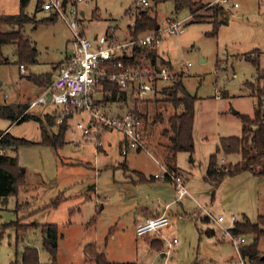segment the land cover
I'll list each match as a JSON object with an SVG mask.
<instances>
[{"label":"rangeland","instance_id":"obj_1","mask_svg":"<svg viewBox=\"0 0 264 264\" xmlns=\"http://www.w3.org/2000/svg\"><path fill=\"white\" fill-rule=\"evenodd\" d=\"M146 1V5L140 0L76 3L79 12H83L78 17L80 29L88 39L113 28L118 41L127 42L131 39L129 26L138 11L145 8L156 17L158 28L186 19L183 33H163L155 45L158 63L160 59L169 63L162 67L173 79H158L153 91L145 95L138 94L136 85H130L125 90V101L111 102L105 108L112 116H123L136 105L145 120V150L130 149L126 155L121 154L123 135L116 130H103L97 124V137L94 133L84 135L78 125L85 128L91 119L83 111L70 113L62 145L54 148L40 144V123L47 127L46 116H51L54 125L47 131L55 133L63 109L49 102L50 93L44 95L45 104L30 106L46 88L35 86L26 76L50 73L53 78L70 54L73 34L59 17L45 21L51 14L37 9L36 0H29L25 12L42 22L24 25L21 33L36 50L37 63L21 72L15 45L2 48L0 105L19 101L33 117L15 124L0 118V132L11 124L8 131L13 136L34 143L16 150H0L17 157L20 169H24V184L17 196L8 198L6 203L0 201V264L20 262L26 247L37 250L40 263H51L52 258L43 248L41 229L46 224L58 228L56 264H95L87 263L84 252L91 243L105 259V263L98 264H251L240 256L230 235L223 230L233 226L231 216L240 223H255L264 216V177L242 172L226 177L214 187L204 176L209 155L219 139L240 136V115L254 116L257 99L251 96L246 83L256 81L258 69L264 71V0H227L219 3V11L207 8L215 6V0H197L205 5L198 18L186 8L176 11L171 0L156 6L152 0ZM69 6L68 21L72 19ZM18 11L19 0H0V16ZM13 30L17 27L12 23L0 24V31ZM148 60L146 54L137 58L141 70L148 69ZM178 78L197 97L194 150L176 155L177 171L188 190L179 200L172 182L151 178L163 174L166 168L170 140L163 131L169 126L167 119L182 112V107L175 109L166 101L161 90ZM98 140L101 145H97ZM241 159L239 154H219L218 164L229 169ZM57 198L59 204L52 205ZM17 204L20 206L15 211ZM165 207L169 225L160 234L138 236L140 218L148 216L150 210L162 212ZM218 216L224 218L219 224L214 221ZM17 222L31 226L18 234L14 225ZM207 230L214 233L208 235ZM241 236L242 246L255 244L258 253L264 255V236L258 240L253 234ZM153 239L162 242V251L150 245ZM173 239L176 243L169 247Z\"/></svg>","mask_w":264,"mask_h":264},{"label":"trees","instance_id":"obj_2","mask_svg":"<svg viewBox=\"0 0 264 264\" xmlns=\"http://www.w3.org/2000/svg\"><path fill=\"white\" fill-rule=\"evenodd\" d=\"M43 0H36V8L40 9V4ZM154 6L165 2L167 0H152ZM174 3L176 11L182 9H188L192 16L198 18V12L204 8V4L197 0H171ZM29 0H19V11L16 14L0 16V24L12 23L17 27V30L13 31H0V55L2 48L8 45H15L17 54V64L27 70L29 66L37 63L36 50L32 48L29 39L25 38L21 29L24 25L33 23L34 25L40 24L42 21H36L34 18L28 16L25 12V8ZM208 9H216L219 11L222 9L219 3L215 6H208ZM56 19L55 15H50L46 20ZM43 20V21H44ZM159 25L156 17L151 15L150 10L145 8L138 11L132 24L129 26L130 38L137 39L140 34L146 31H156ZM155 42L153 45L143 48L134 46L130 56L121 58L124 68L138 66L137 58L146 54L150 63L159 70L162 66H166L169 63L160 59L158 63V55L155 50ZM257 66V61H253ZM258 77L255 82H247L246 86L250 91L251 96L256 97V108L254 116L240 115L242 130L240 136L221 137L218 144L212 154L209 155L206 175L204 180L209 182L214 187H217L226 177L234 176L242 172H249L253 176L261 178L264 177V85H261L264 81V71L261 72L258 69ZM35 86L45 89L47 88L53 78L50 73L46 74H29L26 76ZM104 91H110L112 96L109 98L106 95L103 96V101L109 102H121L127 99V93L125 90H120L119 86L114 82H105ZM161 93L166 96V101H169L175 109L182 107V112L173 114L167 119L168 128L163 131V134L169 135L170 145L168 146V156L165 159V167L172 173L179 175L175 162L176 155L179 152L192 153L194 150L193 139V124L195 116V102L196 96L191 95L185 88L181 78L173 81L170 86H166L161 90ZM28 108L25 105L20 104H2L0 105V118L8 119L11 124L20 123L33 117L28 113ZM138 120L145 121L143 114L135 107L131 110ZM70 114L63 117L59 122L57 131L50 133L47 131V127L54 125L53 118L46 116V125L42 122L41 134L42 141L40 144L50 145L56 148L64 143V134L67 129V119ZM161 121L164 119L158 116ZM41 119H39L40 121ZM145 127V126H144ZM142 127V131L144 130ZM34 142L26 140L24 138H17L13 136L9 131L3 130L0 132V150L4 149H17L22 145L33 144ZM232 155L239 154L242 159L232 165L229 169L222 168L218 164V155ZM152 179L153 176L151 177ZM155 180V179H154ZM169 181V180H165ZM170 182V181H169ZM24 184L23 172L20 169L17 161V157L11 156L5 153H0V201L6 203L8 198L17 196L20 187ZM60 199L57 198L52 201V205L59 204ZM20 205L17 204L15 211ZM207 222L208 218H204ZM16 225V232L18 234L24 233L31 224L26 223H14ZM43 235V248L52 258V262L48 264H56L57 253V240H58V228L55 224H46L41 229ZM229 234L232 237H237L246 234L255 235V240H258L261 236H264V216H259L255 223H251L249 220L243 222H235L231 228L228 229ZM214 232L207 230L206 234L212 235ZM150 245L162 251L163 244L159 239H153ZM85 257L87 263H105V259L102 254L97 252L95 244H88L85 247ZM238 252L242 258H247L251 264H262L264 260L263 255H260L256 249V245L238 247ZM13 264H42L39 262L37 250L35 248L26 247L21 255V261H15ZM192 264H199L193 262Z\"/></svg>","mask_w":264,"mask_h":264},{"label":"built area","instance_id":"obj_3","mask_svg":"<svg viewBox=\"0 0 264 264\" xmlns=\"http://www.w3.org/2000/svg\"><path fill=\"white\" fill-rule=\"evenodd\" d=\"M81 0H43L40 9L47 11L51 15L61 18L66 22L73 34L70 54L63 63L56 69L51 84L45 91L33 100L30 106L45 104V93H50L49 102L53 105L61 106L63 112L59 116V122L63 117L74 111L87 112L90 115V122L87 127L78 125L83 130L84 135L94 133L97 137L96 124L102 128L116 130L124 137L121 147V154L126 155L128 150H145L142 143V122L129 111L123 116H112L105 111L111 104L103 100V96L111 97L110 91H104L105 82L116 83L120 90H126L130 85H136L138 94L145 95L153 91L155 81L172 80L173 76L166 67L156 69L148 60V69H140V66L124 68L121 58L129 57L134 46L147 48L157 42L163 33L181 34L184 32V21L175 20L170 22L166 28H158L149 34L139 36L137 39H130L127 42H119L115 36V30H109L102 35H94L88 39L80 29L79 12L76 3ZM147 4L146 0H140ZM216 3L224 4L227 0H215ZM72 19H67V7ZM234 6H237L235 3ZM24 72V68L20 67ZM118 103V101H116ZM95 126V127H94ZM97 145H101L98 140ZM154 179L169 180L174 184L177 193V200L188 194L182 176L170 172L167 168L163 174H154ZM167 207L160 214L144 219L136 226L138 236L160 234L163 228L169 225V217L166 212ZM218 224L224 221L222 216L215 220ZM231 223L237 222L235 216H231ZM228 233V229L223 230ZM230 235V234H229ZM231 237L232 244L238 249L243 244L242 236ZM176 243L173 239L169 242V247Z\"/></svg>","mask_w":264,"mask_h":264},{"label":"crops","instance_id":"obj_4","mask_svg":"<svg viewBox=\"0 0 264 264\" xmlns=\"http://www.w3.org/2000/svg\"><path fill=\"white\" fill-rule=\"evenodd\" d=\"M40 96V95H39ZM38 96V97H39ZM34 100V99H33ZM4 104H14V103H4ZM15 104H20V102L18 101L17 103H15ZM36 106V105H35ZM10 126H11V124L5 129V130H7L8 131V129L10 128ZM103 130H106V129H104L103 128ZM99 133H100V131L98 132V135H99ZM99 137V136H98ZM161 213V211H159V210H155V211H152V210H150V211H148V216H146L144 219H146V218H148V217H151V216H154V215H158V214H160ZM142 218V217H141ZM140 218V220H141V222L144 220V219H141ZM163 250V249H162Z\"/></svg>","mask_w":264,"mask_h":264},{"label":"water","instance_id":"obj_5","mask_svg":"<svg viewBox=\"0 0 264 264\" xmlns=\"http://www.w3.org/2000/svg\"><path fill=\"white\" fill-rule=\"evenodd\" d=\"M63 3H65V0H64V2ZM2 83H1V81H0V85H1ZM234 114H238V112L237 111H234L233 112ZM22 170V172L24 171V169H21ZM262 259L264 260V255L262 256Z\"/></svg>","mask_w":264,"mask_h":264}]
</instances>
